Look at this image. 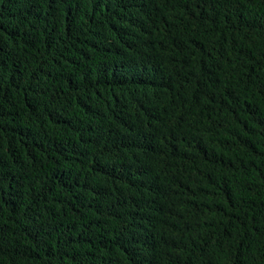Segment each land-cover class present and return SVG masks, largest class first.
<instances>
[{
  "label": "trees",
  "instance_id": "16d2710c",
  "mask_svg": "<svg viewBox=\"0 0 264 264\" xmlns=\"http://www.w3.org/2000/svg\"><path fill=\"white\" fill-rule=\"evenodd\" d=\"M0 264H264V0H0Z\"/></svg>",
  "mask_w": 264,
  "mask_h": 264
}]
</instances>
